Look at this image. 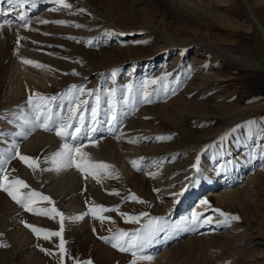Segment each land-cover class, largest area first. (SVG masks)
Masks as SVG:
<instances>
[{"label": "rangeland", "instance_id": "rangeland-1", "mask_svg": "<svg viewBox=\"0 0 264 264\" xmlns=\"http://www.w3.org/2000/svg\"><path fill=\"white\" fill-rule=\"evenodd\" d=\"M65 2L71 7H63L58 0H35V7L24 9L27 26L17 18L16 10L0 17V22L13 21L0 29V109L8 99L27 102L35 93L56 96L52 111L58 121L61 115L67 118L74 101H87L81 105L86 117L81 138L64 140L77 146L97 134L112 141L91 158L112 165L108 171L118 175L104 176L97 183L91 176L84 179L78 171L82 183L66 192L53 190L46 182L54 149L45 146L43 152L48 153L31 155L40 162L36 171L20 160L11 166L15 174L8 175L9 180L23 178L29 185L22 191L39 192L54 202L37 199L42 203L38 209L54 206L64 213V264L88 260L131 264V253L120 252L101 237H110L117 230L142 229L153 218H163L165 230L138 252V256L153 259L137 264H264V0ZM0 7L7 10L10 6L4 3ZM25 59L47 67L25 64ZM30 74L42 82L15 97L12 85L25 82ZM210 74L216 77L208 78ZM153 80L157 83H148ZM129 84L133 93L128 97L130 103L124 104ZM74 85L83 88V93L74 90L66 95ZM112 90H116L118 114L115 131H89L96 95L100 97L96 126L109 127L108 93ZM90 91L93 96L88 95ZM143 91L151 93V103L142 101ZM173 93L191 102L202 97L215 110L197 115L200 109L193 105L196 115L172 120L163 114L161 104L172 100ZM15 109L11 105L8 111ZM148 119L154 126L151 130L142 124ZM47 132L54 134L55 130ZM132 145H140V170L131 163ZM207 158L211 162L208 171L203 166ZM62 194L70 197L64 199ZM130 194L144 203L128 199ZM184 197L189 201L187 211L175 214L180 202L174 200ZM0 200V244L8 245L0 246V264H33L29 258L33 250L39 253L40 264H60L59 238L45 240L43 233L37 236L26 226L58 231L59 217L26 211L2 189ZM74 200L80 206L70 213L67 209ZM95 205L119 211L102 213L111 221L101 223L89 212ZM216 209L240 219L222 224L224 218ZM145 212L148 216L138 223L127 222L120 214L140 216ZM85 213L83 220L68 219ZM193 213L200 214L199 221L186 225L184 221ZM208 217L212 223H202Z\"/></svg>", "mask_w": 264, "mask_h": 264}, {"label": "snow or ice", "instance_id": "snow-or-ice-1", "mask_svg": "<svg viewBox=\"0 0 264 264\" xmlns=\"http://www.w3.org/2000/svg\"><path fill=\"white\" fill-rule=\"evenodd\" d=\"M59 3L63 5L65 8H70L71 5L66 3L65 0H58ZM6 3L10 7L5 10L3 7H0V17H6L10 13L13 12V10H16L18 13V19L20 21L24 22V26H27L29 24V20L27 16L24 13V9L26 6L31 5L32 7H35V0H0V5H3ZM13 23L12 20L4 19L2 22H0V29H3L5 26H11ZM41 23H47V21H41ZM56 23H65L64 21H56ZM76 27H81V25H76ZM72 39H75L72 37ZM89 44L92 42L89 41ZM23 63L32 65L39 68H45L47 66L40 64L39 62L25 59L23 60ZM78 75V73H73ZM116 72H112V76L115 77ZM148 83H157V81L153 80ZM76 90L79 93H83L84 89L79 88L77 89V86H73L72 89H69V92L66 95H71L72 92ZM127 92L128 96H125L123 99L124 104L130 103L129 96L133 93V85L129 84L127 85ZM89 96H93V92L88 93ZM116 95V90H112L108 93L109 100V111H110V119L108 121L109 123V131H115V123L118 120V114H117V104L114 100V97ZM151 93L147 91L142 92V101L144 103H151L150 99ZM58 99L56 96L48 97L41 95L40 93L30 94L28 97V105L31 106L33 118L29 120H25V124H30L31 127L34 128H43L45 131H53L55 130V134L58 137H61L62 139H69L75 141L79 138L80 134L84 130L86 117L85 115L81 114V105L87 104V101H80L73 103L72 106L68 108V116L65 118L63 115L59 117V120L56 121L53 119V102H55ZM100 105V97L96 95V106L92 107L90 110L91 113V123L92 127L89 129L91 132L97 131L96 125L99 123L97 120L98 116V107ZM86 110V109H85ZM76 125L73 127V125ZM20 135L26 136L27 133L21 132ZM171 137H157L158 140H165L170 139ZM136 142V141H131ZM13 158H18L20 161H22L28 168L32 169L33 171H36L40 167V162L38 158H33L27 155L21 154L18 150L15 153V156ZM50 160L52 164L55 166L56 171H61L63 169H69V168H75L77 171L81 172L84 175V179H88L89 176H91L93 179L96 180L97 183L102 182V178L104 176H111V175H118L113 172H109L108 170L111 169L113 166L109 165L107 163L103 162H95L92 160L90 155L87 152H84L82 147L80 146H74L71 143L65 142L62 146V148L57 151L52 157H50ZM8 161L4 160L0 162V164H7ZM134 167L137 168V170H140L139 164L137 161H131ZM199 163V160H197V164ZM195 167V165H194ZM0 173H5L2 176V179H0V189L8 193V195L12 198L13 201H15L17 204H19L21 207H23L26 211L33 212L36 215H41L45 217H50L52 219H56V217H59V224L60 228L58 231H52L49 229L39 228L36 226H33L31 224H26L28 228H30L37 236H40L41 233H43V239L45 240H51L53 237L59 238V244L58 249L60 253V264H64V256L67 255V249L65 248L66 241L64 240L63 233H64V221H65V215L63 212H60L58 209H56L54 206L52 208H41L36 209L33 207V204L37 202V199L40 201H47L50 204H54V202L51 200L50 197L44 196L39 192L28 190V191H21V189H29V185L22 179L16 177L11 180H9L8 175L6 174L5 170L0 167ZM115 195H119V193H113ZM128 199L138 201L140 203H144V201L139 200L135 194H130ZM205 204L208 202L205 201ZM110 211H119V209H110L107 207H104L103 205H95L89 209L90 214L98 219L101 223L108 220L111 221V217H106L102 215V213L110 212ZM219 213L220 216H222L224 219L220 221L222 224H228L230 221H238L240 219L239 216L230 215L228 213H225L219 209L215 210ZM88 213H85L80 216L75 217H69L68 219L71 220H83L84 215H87ZM121 216H123L127 222H139L141 217H147L148 213H141L140 216H130L127 213H120ZM200 214L193 213L192 218L190 220L184 221V223L187 224H194L199 221ZM204 224H211L212 218L208 217L202 221ZM179 227V226H177ZM164 223L163 218H153L149 219L148 223L143 226L142 229H138L133 232H126L124 230H117L114 232L110 237H101V239L105 240L106 243H109L113 248L118 249L120 252L123 253H131V255L134 257V259L131 261V264H137L138 260H152L153 257L151 256H138V252L143 251V249L147 248L149 245L153 243L155 238L159 235L160 232L164 231ZM111 231V229H109ZM2 235V234H0ZM2 247H7L6 244H0ZM46 252V254L52 255L53 253L50 252L47 249H42ZM79 264V262H77ZM85 264H93L91 260H88L85 262Z\"/></svg>", "mask_w": 264, "mask_h": 264}, {"label": "bare ground", "instance_id": "bare-ground-1", "mask_svg": "<svg viewBox=\"0 0 264 264\" xmlns=\"http://www.w3.org/2000/svg\"><path fill=\"white\" fill-rule=\"evenodd\" d=\"M215 74H212V75L210 74L208 78H211L213 75L216 77ZM29 78L25 82L18 81L12 85L11 91L13 92L15 97H18V96H20L26 92H29L30 91L29 89L31 88V86L34 85L37 81L42 82V80H40V78H37V76L35 77V75L33 76V74H32V76L30 74ZM171 98H173V99L171 100L169 98L166 101H163V103L161 104V109L163 110V114L165 116H167L168 118H170L172 120H176L178 122L180 121V118H182L186 115H191V116L196 115L194 113V109L192 107L193 105L197 106L200 109L199 110L200 112L197 115H204L205 116V114L207 115L208 113H211L212 109L215 110V108L212 107V103H209L207 101H203L202 97L200 98L201 100L195 98V102H191L190 100L183 98L180 94L175 95L173 93ZM1 105L3 106L1 108L3 110L0 109L1 110V113H0V162L7 160L8 163L7 164H0V167H2L5 170L7 175L12 176L13 174H15V172L13 171L11 166L13 165V162L19 160L18 158H13L15 156V153L17 150L23 155H27V156L32 157L31 156L32 154L33 155H35L37 153L41 154L43 152V149L45 148V146H47L46 149H54L55 150L54 154H55L57 151H59L62 148L63 144L66 142L64 139L58 138L57 136H55V133L53 134L51 132H47L43 128H39V127L33 129L30 124H25V120L30 121L33 118L31 106L28 105V103L26 101H21V100H16V99H13V100L8 99V100L3 101ZM11 105L16 106V109L13 111H8V109L10 108ZM142 124H144L145 129H147V130L150 129L151 127H154L152 125V122L149 121V119L144 120V122ZM96 128L99 132L101 130L105 131V130L109 129V127L108 128H103V127L99 128L98 126H96ZM98 131H97V133H98ZM21 132H25V133H27V135L26 136L20 135ZM137 134H139V133H137ZM95 135L96 136L93 135L94 137L92 136L93 138L92 137L91 138H85L84 144H83V142L80 143V141H79V143H77L79 146L81 145L80 147H82L83 151L87 152L90 155V157L100 153L99 149L103 145H105V144L111 145V142H112L111 140L109 141V139L107 140V139L102 138V137L100 138V136L97 134H95ZM79 138H81V137H79ZM137 138H139V137H137ZM138 141H139V139H138ZM138 141L136 140V142H138ZM67 143L76 144L74 142H67ZM139 146H137V145L136 146H133V145L129 146L130 155L132 156L134 161L138 162V164L141 163L140 147ZM45 152H46V150H45ZM45 152H43V155ZM46 153H48V152H46ZM50 153L51 152H49V154ZM50 155H52V154H50ZM45 156H43V157H45ZM34 157H36V156H34ZM48 160H49V168L46 170L45 176L48 178V180L46 182H48V186L51 187V189L53 188V190H54V188H58L57 191L66 192L68 189L72 188L73 186L79 185L82 183L81 176H80L79 172L74 167L69 168V169H63V170L58 172L55 170V166L52 164L51 160L50 159H48ZM240 161H243V159H241ZM18 162H16V163H18ZM203 166L205 167V170H207V171L209 170V168L211 166V162L208 158L205 159V164H203ZM3 174H5V173H0V179H2ZM23 176H24V174H23ZM24 177H26V176H24ZM40 180H39V182H40ZM171 189H167V193L172 192ZM22 190L23 189H21V191ZM70 193H71V190H70ZM160 194H164V192H161ZM55 195H57V194H55ZM63 195L64 194H62L61 197H63L64 199L70 197V196H68L69 194L65 195V196H63ZM57 197H58V195H57ZM2 199H3V196H2ZM78 200H74L73 202L71 201V205H70L69 209H67V207H66V209L69 210L70 213H71V211H74V210L79 208L80 203ZM67 201H69V200H66V202ZM174 201L176 203L180 202V204H178L174 208L176 210L175 214L185 213L187 211L186 208L189 204V201L186 197H184V199L181 201L178 199H176ZM4 202L6 203V205H10L9 203H11L6 198H5ZM64 203H65V200H64ZM41 205H42V203L40 204L39 202H36L35 204H33V207L38 209V207H40ZM12 210H14V209H12ZM10 211H11V209H10ZM80 215H82V214H80ZM11 216H13V215H11ZM12 222L13 221H11V223ZM19 239H18V241H20ZM37 253L33 250L29 255L30 256L29 258L32 259L33 264H40L41 263L40 258H38ZM26 256H27V254H26ZM109 257H110V255H109Z\"/></svg>", "mask_w": 264, "mask_h": 264}]
</instances>
